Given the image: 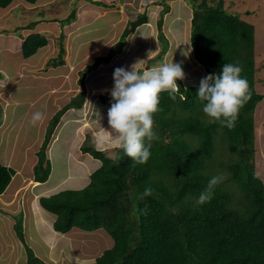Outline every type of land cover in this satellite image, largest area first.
<instances>
[{"label": "trees", "instance_id": "16d2710c", "mask_svg": "<svg viewBox=\"0 0 264 264\" xmlns=\"http://www.w3.org/2000/svg\"><path fill=\"white\" fill-rule=\"evenodd\" d=\"M38 1L0 0V9L14 2L34 5ZM160 2L156 27L160 54H164L169 44L162 24L170 7L168 0ZM222 2L185 3L192 13L189 45L193 59L207 74L220 72L223 63L239 64L249 82L251 99L239 110L234 127L213 122L203 113L196 96L199 84L184 85L178 80L179 88L171 94L175 99L167 91L161 93L160 111L154 115L159 139L152 141L146 163L133 161L120 147L113 157L93 147H82L83 154L101 163L89 176V184L39 200L40 206L56 217V233L102 229L112 238V248L96 258L95 264H264V185L254 172L253 127V113L263 95L255 90L254 28L238 14L226 11ZM146 23L145 13L138 14L122 31L112 54L96 57L84 67L79 80L82 90L84 77L99 65L108 64L113 54H120L127 37ZM63 38L60 34L59 55L53 66L63 64ZM21 39L24 59L47 44L41 34ZM99 101L110 107L113 99L100 96ZM81 103H70L49 121L37 153L36 182L42 183L49 176L46 149L59 116L65 110L80 108ZM14 174L0 165V195ZM217 174L225 178L213 199L198 204L199 194ZM149 188L152 191L146 195ZM32 262L38 264L36 259Z\"/></svg>", "mask_w": 264, "mask_h": 264}, {"label": "rangeland", "instance_id": "374dc122", "mask_svg": "<svg viewBox=\"0 0 264 264\" xmlns=\"http://www.w3.org/2000/svg\"><path fill=\"white\" fill-rule=\"evenodd\" d=\"M100 1L109 6L112 5L111 8H114L117 2V0H40L34 5L24 2H14L8 8L4 10L0 9V61L5 62L2 64L5 66V71L11 74L8 79L13 82L11 85L12 89L8 90L6 93L0 94V102L2 101L4 103V110L1 111L0 109V118L3 114H5L6 118L0 130L5 132V134L0 137V149L4 148L6 152L11 153V149H8L7 146L10 147L9 143L14 141L18 143L19 147L23 146L20 149L16 148L17 152L15 157L18 161L25 155H29L23 152L26 148H28L26 152L29 153L33 152L38 146L41 149L49 125V123L45 125L48 119H52L53 114H56L70 103L74 102L79 104V102H82L80 108L65 110V112L59 116V124L57 123V127L55 126L52 130L51 137L47 144L48 147L51 148V151L47 153H50L51 163H49V165L52 172V182L60 188L59 193L71 189L69 188L71 181L66 183V185L65 183H61V180L66 178L67 174L77 175L82 169L84 170L88 167L75 164L74 162L78 161L79 163H85V160H89L92 164L90 170H93L94 165L98 166V163L99 166L101 165L98 160L93 158L90 159V155L83 154L80 148L93 147L94 149L102 151L105 156L113 157L115 155V149L120 147L116 143L114 134L111 132L108 123V110L110 107L101 105L99 101L100 96L111 97L110 91L114 85L113 74L116 68H130L139 60H144V63H146L156 57L151 61L152 66L170 62L181 63L185 73L181 83L184 85L200 84L201 79L208 75L204 68L193 59L189 45L192 13L189 11L191 10L189 5L185 3L186 0H181L189 9L186 10L188 15L187 18L183 19L181 29L180 26L177 25L178 21L174 19L172 15H168V13L163 17L165 22L162 26V32L165 33L164 35L167 37L165 39L170 45L167 52L164 54L159 53L162 45L157 39L158 31L156 27V23L159 19V12L162 10V6L158 5L161 3V0H146L147 4H149V8L145 10L148 12L147 16L150 26L144 25L145 27L141 28L136 33L130 34L127 37L129 45H124L125 47L123 46L121 48L122 53L113 54V59L109 64H102L96 71L94 70L86 75L84 77L83 86L85 85L87 90L85 88L82 90L79 80L80 73L83 71L84 67L92 64L96 57H104L112 54L113 49L117 47V40L121 31H123V25L117 26L115 30H112L114 31V36L112 32L105 46H103L104 43L103 40H101L103 34L110 32L107 25L115 20L116 14L107 16L104 19H99L93 27L88 29V32L82 31L79 33L81 29H78L73 37H70L71 33H69L68 41L63 38V64L53 66L54 63L52 62L57 59L59 55V35L62 33L66 36V26L73 22L75 18H77L75 24H78L81 22V19L82 21L83 19H89L90 15L94 12L102 11V7L94 5L93 9L89 8L92 5L91 2ZM138 1L139 0H129L128 2H131L130 4L137 8L139 5ZM222 1L226 11L234 12L233 14L235 15L238 14L241 20L250 23L254 28V61L256 64L255 90L258 94L263 95L262 101L257 104L253 113V127L255 131L254 172L264 185V0ZM171 4L172 3L168 0V5ZM85 7L89 9V11L83 10ZM123 7L125 8L126 6ZM129 9L130 8H127L128 11H130ZM118 10H120V8ZM118 10L112 9L107 12H118ZM131 12L133 14L137 11L131 10ZM67 28L69 29L70 27L67 26ZM77 33H79L78 36H76ZM29 34L43 35L46 38L47 44L40 48L32 57L24 59L20 54V45L22 43L20 38ZM84 39L89 42L84 45L82 43L78 47V43ZM7 40H9V43ZM68 46L70 50L72 49V53L66 50ZM73 49H75V52H73ZM6 50L10 52L9 58H4L3 56H5V54L3 56L1 54L2 51ZM158 53L159 56H157ZM144 63L138 66V70L143 71L148 69ZM185 65L186 69L184 68ZM69 67H71V69H69ZM65 70H67V72L68 70L71 71L66 74V77L60 73ZM63 78L64 80L61 82ZM21 80H25V83L29 85L24 84L21 86ZM8 82L9 81H4L0 84L7 85ZM54 84H59L58 88H54ZM35 87H37V89L33 91L32 88ZM4 88H6L5 85L4 87L0 85V89ZM16 89L17 91L14 93ZM51 93H54L53 98L56 103L54 105H51L53 100ZM81 98L82 101H79ZM15 100H17V102ZM12 101L16 102L20 107L9 106V102ZM22 102L23 104H21ZM25 110L27 111L24 112ZM35 111L44 112L46 118L33 125L31 123V116ZM64 115L70 116L67 122V118L63 117ZM63 122L64 126L59 129L60 124ZM75 125H78V128ZM71 128L76 130L75 135H79V138L70 133ZM57 132H59L57 141L53 142ZM16 133L20 135L14 137ZM84 135L85 137L83 138ZM64 142L66 147L62 146ZM27 158L30 164V156ZM76 158L78 159L76 160ZM35 171L36 168L33 173ZM82 177L80 179H83ZM71 179H77V177L72 176ZM26 233L27 229H25V235ZM96 233L98 232H74V234L85 235L82 242L83 247L81 248L83 255L86 254L90 256L94 252H103L105 250L104 247L99 249L93 246L92 239L98 241V238L95 236ZM25 235L24 241L27 239ZM33 235L34 242H36L41 249V257H38L34 252L35 250L33 251L29 243L25 241L27 255H31L32 260L36 259L40 263L51 264L43 259L47 251L46 248L39 239L35 237V234ZM75 247H78V245L74 244V248ZM35 256L38 257V259L35 258ZM90 260L85 261L86 264H90Z\"/></svg>", "mask_w": 264, "mask_h": 264}, {"label": "crops", "instance_id": "0c3cea01", "mask_svg": "<svg viewBox=\"0 0 264 264\" xmlns=\"http://www.w3.org/2000/svg\"><path fill=\"white\" fill-rule=\"evenodd\" d=\"M128 1L129 0H117L114 8H111L112 5L109 6L107 4H104L102 1H100V3H103L104 6H97V7H102L101 8L102 11L94 12L93 14L90 15L89 19H83V21L81 19V22L78 24H75L76 23L75 21L77 20V18H75L73 22L67 25L68 27H70L69 29L66 26L67 31L65 32L66 36H64V39H67L68 41L69 33H71L70 37H73V35L77 32L78 29H81L79 33H81L82 31L88 32L89 31L88 29L90 27H93L96 21H98L99 19H104L107 16L116 14L115 20L107 25V27H109L108 29L110 32L107 34H103V36L101 37V40H103V43H104L103 46H105V43L107 42V40L110 39L112 32L114 36V31L112 30H115L117 26L123 25L122 29L124 30L127 24L131 21H134L138 14L145 13V15L147 16L148 12L146 10H148L149 4H147L146 0H139L138 1L139 5L137 6V8L136 6H132L130 4L131 2H128ZM169 1L173 5L172 4L169 5L170 11L168 15H172V17H174V19L178 21L177 25L180 26V29H181L183 25V19L187 18V15H188V13L186 12V10L188 9L187 5L181 2V0H169ZM123 6H126V7L124 8ZM89 8L93 9V4ZM119 8L120 10H118ZM127 8H130L129 9L130 11H128ZM112 9L118 10V12H107L108 10H112ZM83 10L89 11V9H86V7L83 8ZM131 10H136L137 12L132 14ZM189 11L191 12V10ZM82 18H83V15H82ZM164 22L165 21L163 20V23ZM149 23L150 22L148 18L147 23L138 27L133 33H136L138 30H140L141 28L145 26H150ZM79 33H77L76 36H78ZM121 34H122V31H121ZM121 34L119 35L117 41H119ZM164 34L165 33H163V35ZM164 37L167 38L166 35H164ZM7 42L9 43V40H7ZM88 42L89 41L84 39L80 43H78L79 44L78 47L82 43L84 45ZM128 45H129V42L126 39L125 46H128ZM66 50H69V52L72 53V49L70 50L69 46L66 47ZM73 52H75V49H73ZM1 54L2 56L5 54V56H3L4 58H9L10 56V52L8 50L2 51ZM154 58L152 60H154ZM112 59H113V56L110 62L112 61ZM151 61L144 63L148 69L156 66V65L152 66ZM2 63H5V62L0 61V83L4 81L5 82L9 81V82L7 85L0 84L3 87L4 85L6 86V88L0 89V94L6 93L8 90L12 89L11 85L13 83L12 81L8 79L11 74H8L5 71V66ZM184 68L186 69V65L184 66ZM69 69H71V67H69ZM70 72L71 71L69 70L68 72L67 70H65V71H61L60 73L61 75H64V77H66V74ZM63 80L64 78L61 80V82H63ZM25 82H26L25 80H21V83H20L21 86L26 84ZM26 85H29V84H26ZM58 86L59 84L58 85L54 84L53 87L58 88ZM45 87H48V86H45ZM84 88L87 90L85 85L83 86V89ZM36 89L37 87L32 88L33 91H36ZM15 91H17V89L14 90V93ZM53 94L54 93H51V97L53 99L51 105L56 104L53 98L54 96ZM15 101L17 102V100ZM16 102H13V101L9 102V106L18 107L19 105H17ZM21 104H23V102ZM3 107H4V103L1 101L0 102L1 111L4 110ZM27 110H25L24 112H26ZM54 115L55 114H53L52 117ZM63 117L67 118L66 120L67 122L70 116L64 115ZM49 120H51V118L48 119V122H46L45 125L49 123ZM5 121H6L5 114H3V116H1L0 118V130L2 126L4 125ZM63 124L64 122L60 124L59 129H61L64 126ZM75 126L78 128V125H75ZM2 131H0V137L3 134H5V132H2ZM75 131H76L75 129L71 128L70 133L72 135H75ZM58 133L59 132L55 134L53 142L57 141ZM18 135L20 134L16 133L14 137ZM75 136L77 138L80 137L77 134ZM84 137L85 135L83 136V138ZM9 146L10 147L7 146V148L11 149V153L6 152L4 148L0 149V165L6 168L12 169L15 173L9 185H7V188L5 189V191L0 195V264H34L32 262V256L31 255L28 256L27 255L28 253L25 250V241H27L30 247H32L33 251L35 250L34 252L36 253V255L38 257H41V252H40L41 249L39 245L36 244V242H34L33 234H35V237L39 239V241L43 244V246L47 250L43 256V259L45 261H48L51 264H86L85 261H88L90 259H91L90 264H95V259L97 257L101 256L103 252L112 248L113 246L112 238L102 229L92 231L91 233L98 232L95 234V236L98 238V241H96L95 239H92L93 246L99 249L101 247H104L105 250L103 252H96V253L94 252L90 256H87L86 254L83 255L82 250H81V248L83 247L82 242L84 240L85 235L74 234V232L76 231L80 233H90V232H84L79 229H71L66 234H62L59 232L56 233V231H54L53 229V224L56 220V217L53 214L45 211L40 206L39 200L42 197L48 198L50 196L59 194L60 188H58L57 185L53 184L51 170L49 172V176L44 182L42 183L36 182L37 181L36 176H35V173H33V171L35 170V167L37 166L38 157L36 156V154L39 152L40 147L38 146V148H35V150H33V152L31 153L26 152V149L28 148H26L25 151L22 150L23 152H25V154H29V155L27 156L25 155L24 157L21 158L20 161H18L17 158L15 157L16 152H17L16 148L20 149L23 146L19 147L18 143H16L15 141L9 143ZM62 146L66 147L65 142L62 143ZM50 151H51V148L48 147L46 153ZM28 156H30L31 158L30 164L28 163V158H27ZM89 158L91 159L92 157L90 156ZM77 159L78 158H76V160ZM46 160L49 163H51L50 153L49 154L47 153ZM74 163L78 165H82V166H88V167L85 168L84 170L82 169V171L80 170L81 172H78L77 175L67 174L66 178L61 180V183H65V185L66 183H69L71 181L69 184V188L71 189H69V191H76V190H81L85 188L89 184V176L94 171H96L98 167H100L98 163L97 164L98 166L94 165L93 170H90L92 167V164L89 160H85V163H79L78 161ZM72 176L77 177V179H71ZM80 176L81 177L83 176L82 177L83 179H80L81 178ZM61 192H64V191H61ZM25 229H27L26 235H25ZM101 232H104V233H101ZM24 235L27 238L25 241H24ZM74 244L78 245V247L74 248ZM36 247H37V250H36ZM38 257L35 256V258L37 259ZM39 264H43V263L39 262Z\"/></svg>", "mask_w": 264, "mask_h": 264}, {"label": "clouds", "instance_id": "9594fccd", "mask_svg": "<svg viewBox=\"0 0 264 264\" xmlns=\"http://www.w3.org/2000/svg\"><path fill=\"white\" fill-rule=\"evenodd\" d=\"M144 62L139 60L130 68L118 67L114 70V85L110 91L113 102L108 110V123L116 143L125 156L140 164L149 160L152 141L159 139L154 115L160 111L161 93L167 91L175 99L171 94L179 88L177 81L185 76L181 63H161L138 70ZM242 71L239 64L223 63L220 72L201 79L196 94L203 113L211 121H218L229 129L234 127L239 110L251 99L250 85L242 76ZM43 119L44 112L35 111L31 123L35 125ZM224 178L223 174L212 176L199 194L197 203L203 205L210 202ZM151 191L146 189L145 194Z\"/></svg>", "mask_w": 264, "mask_h": 264}]
</instances>
